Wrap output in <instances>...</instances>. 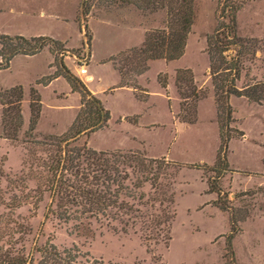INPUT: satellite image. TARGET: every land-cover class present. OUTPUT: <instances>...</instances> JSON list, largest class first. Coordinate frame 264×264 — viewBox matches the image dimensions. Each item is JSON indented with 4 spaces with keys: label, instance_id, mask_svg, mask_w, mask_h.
<instances>
[{
    "label": "rangeland",
    "instance_id": "1",
    "mask_svg": "<svg viewBox=\"0 0 264 264\" xmlns=\"http://www.w3.org/2000/svg\"><path fill=\"white\" fill-rule=\"evenodd\" d=\"M126 2L0 0L1 35L52 39L40 53L16 55L0 70V264H264V186H253L264 182V102L229 99L232 120L223 121L222 133L232 137L226 153L230 171L217 182L226 196L218 200L206 187L217 176L210 169L220 145L206 39L228 23L231 12L222 13L223 0H194L195 18L179 66L189 69L195 86L207 92L195 103L182 101L176 87L166 97L156 81L159 73L172 72L164 62L152 63L138 85V68L133 69L138 62L127 54L133 49L117 53L136 41L139 32L127 34L123 24L136 23L132 12L137 10L148 33L163 29L167 15L146 6L140 11ZM232 3L237 7L236 37L252 42L250 54L242 60L248 71L237 85L264 84V0L228 4ZM6 52L7 48L2 53ZM108 58L122 70L124 83L138 88L136 98L145 101L144 88L148 90L146 103L117 88L118 75L105 62ZM79 66H88V73L78 75ZM52 74L83 77L110 114L107 126L58 144L60 137L68 138L79 96L70 92L64 78L50 87H37ZM17 87L22 88L21 120L5 104L15 101L5 91ZM112 87L113 93L108 90ZM181 87L188 94L186 82ZM32 89L41 100L39 114L33 102L34 121ZM179 116H195L196 121L181 123ZM64 148L82 172L87 163L78 159L76 149L115 156L110 164L119 171L115 178L121 179L109 189L119 196L112 198L114 204L105 213L74 200L77 190L61 195L57 160ZM68 176L76 186L80 177ZM226 203L228 212L218 208Z\"/></svg>",
    "mask_w": 264,
    "mask_h": 264
},
{
    "label": "trees",
    "instance_id": "2",
    "mask_svg": "<svg viewBox=\"0 0 264 264\" xmlns=\"http://www.w3.org/2000/svg\"><path fill=\"white\" fill-rule=\"evenodd\" d=\"M125 1H127L126 3L129 5L135 6L140 11H143V6H146L145 8H147V10H165L167 15V20L163 29L152 30L146 33L142 46L127 52V54L132 53L134 55L133 59L138 62L134 64L133 68L134 70L138 68V71H136L137 75L142 74L148 69L147 65L149 61L164 60L165 62H170L178 60L183 56L187 36L191 32V27L195 18L194 0ZM230 2H232V0H223V7L221 10L222 13H225L226 11L231 12L228 16V18L230 17L228 23L220 24L214 33L206 39V52L209 59V78L213 88L214 100L218 111V123L220 127L219 150L215 163L210 169V171L216 173L217 176L212 180V182L207 181V188L209 193H215L217 195L218 200L220 195L226 196V194L222 193L221 189L217 185V182L224 176L225 173L230 171L228 168L229 166L226 153L228 150V143L232 137L230 134L224 135L222 133L223 121L229 124L232 120L233 111L230 106L229 99L231 97H244L253 103L259 104L264 102L263 83H244L240 87L237 85V83L241 81L242 73L244 72L246 75L248 71L242 60L243 58L245 59L246 55L250 54L249 50H251L252 42L236 37L235 11L237 10V7H235L233 3L232 5H229L228 3ZM150 6L152 7L149 8ZM15 41L21 42L23 45H10ZM51 41L52 39L48 37H34L28 40L21 36L10 37L0 34V58L2 59L0 62V70L7 69L9 67V62L14 56H33L44 47L45 42ZM23 46H26V48ZM5 48H7V52L4 54L2 52ZM230 52H234L235 54L230 55ZM118 73L120 76L119 87H133L136 90L138 89L137 87L129 86L127 83H124L121 69L118 70ZM63 78L68 83L71 91L80 96V106L77 115L68 130V138L66 139L65 136V138L61 139L60 137L58 144H63L69 140L77 139L81 135L88 136L93 134L107 126L110 119V114L104 108L101 101L87 89L82 81L72 77L70 74H66ZM157 80L162 88H166L167 76L165 74L159 75ZM183 82H186L188 94L182 93L181 85ZM174 84L182 101L186 102V100L191 99L193 102L197 103L207 96L205 89H199L195 86L192 72L189 69L176 70ZM21 89V87H17L5 91V96L15 98L14 102L10 99L5 104L11 108V110L16 112V119L18 120H21L19 110L22 98ZM30 93L31 97H33L31 101V112L32 120L34 121L33 102L37 105L39 114L41 100L34 89H32ZM139 100L143 101L142 99ZM181 105L184 106L185 104L181 103ZM183 112L184 109L181 108V113ZM194 115H196L195 112ZM178 119L181 123L186 124H194L196 121L195 116L191 119L179 116ZM132 123L136 124L134 120ZM33 124L35 123L33 122ZM239 135L243 136L241 132H239ZM76 150L78 159L82 157L86 161L87 169L85 172H82L78 168H75L72 164V159L67 155L68 152H66V149H62L61 158L57 160V164H61V181H57L58 184H61V195L63 194L62 196L65 197L64 195L68 196L70 190L75 192L77 190L78 195L75 197L73 195L74 200L78 198L85 206L97 209L99 212H104L113 206L114 201L112 198H117L119 196L118 192L112 193L109 189L112 184L118 183L116 179H121L119 175L118 178H115V175L118 174L119 171L110 164V160L115 159V156L106 153H96L95 151L88 150L86 148ZM153 164H156V162ZM203 167L207 168L205 165H203ZM73 169H75V172ZM68 173H71L73 176L77 175L80 177L76 186L72 182V179L68 176ZM89 176L91 177L93 183H89ZM81 182L85 186H92L94 189L80 186L79 184ZM229 206L230 205L226 203L224 206H218V208L224 212H228L230 209Z\"/></svg>",
    "mask_w": 264,
    "mask_h": 264
},
{
    "label": "crops",
    "instance_id": "3",
    "mask_svg": "<svg viewBox=\"0 0 264 264\" xmlns=\"http://www.w3.org/2000/svg\"><path fill=\"white\" fill-rule=\"evenodd\" d=\"M136 11V12H135ZM135 11H133L132 12V14L134 15V16H136V18L138 19V21L135 23V22H133V23H131L130 25H128L127 23H129V21H125V23L123 24V28H124V32H127V34H131V32L132 31H137V32H139V37H138V39L136 40V41H134V42H131V43H129V44H127V46H125V47H123L121 50H119V52L117 53V54H120V53H125L126 51H128L129 49H136V48H140L141 46H142V44H143V41H144V37H145V34H146V32L148 31V29H145V27L144 26H142V25H140V20H139V12L137 11V10H135ZM41 14H44V12L43 11H41ZM131 14V13H130ZM137 28V29H136ZM156 29V28H155ZM39 37H42V36H39ZM30 38H34V37H30ZM189 38H190V36H189ZM189 38L187 39V44H188V42H189ZM187 44H186V48H185V52H184V54H183V56L180 58V59H178V60H175V61H170V62H165L164 60H153V61H149L148 62V69L145 71V72H143L142 74H140V75H137V77H136V80H137V82H138V85L139 84H141L140 82H142L143 83V81H144V74L149 70V66L152 64V63H155V62H164L166 65H169L170 66V69L172 70V72H170V74H167V79H168V81H167V86H166V88H162L161 86H160V84L158 83V80H157V77H158V75L159 74H161V73H159L157 76H156V81H157V83H158V85H159V87H160V89H162L164 92H165V94H166V97L168 98L169 97V91H171V87H174L175 88V84H174V76H175V71L176 70H178V69H182L179 65H180V61L183 59V57H184V55H185V53H186V49H187ZM40 53V52H39ZM38 54V53H37ZM116 54V55H117ZM36 55V54H35ZM34 56V55H33ZM15 57V56H14ZM112 57V56H111ZM110 57V58H111ZM12 60V59H11ZM105 62H110L111 64H112V66H113V68H114V70L117 72V75H118V84H117V88H119V89H124V90H128V91H130V92H132V94H133V97H134V99L136 100V101H138V102H142V103H146L147 101H148V98H149V93H148V90L146 89V88H144L145 90H146V96H145V101H141V100H139V99H137L136 98V95H135V89L134 88H131V87H119V85H120V76H119V73H118V71H117V69L115 68V63H114V60L112 59V60H109V58H108V60L107 61H105ZM184 69V68H183ZM87 73H88V66H87ZM164 74H166V73H164ZM52 79L51 80H49V81H47V83H45V84H41V83H39V84H37V81L38 80H41V78L40 79H38L37 81H36V84H37V87H50V86H52L53 85V83L55 82V81H57V80H59V79H63V77H61V76H53V74L52 75H49ZM48 76V77H49ZM44 77V76H43ZM80 80L84 83V85L87 87V89H88V84L83 80V77H80ZM69 86V85H68ZM69 89H70V87H69ZM89 90V89H88ZM108 90H110L112 93H113V91L115 90V87H112V88H110V89H108ZM70 92L71 93H73L72 91H71V89H70ZM39 93V92H38ZM54 94L56 95L55 97L56 98H61V97H57V95H59V94H61V93H59V94H57L56 93V91H54ZM75 94H77V93H75ZM62 95V94H61ZM78 95V94H77ZM79 96V95H78ZM79 106H80V96H79ZM79 106H78V108H79ZM75 115H76V113H75ZM75 117V116H74ZM138 118V117H137ZM40 119H41V113H40V118H39V120H38V124H39V122H40ZM74 119V118H73ZM126 119V118H125ZM137 124V123H136ZM136 124H134V125H136ZM223 179H221L220 180V182H219V185L221 184V181H222ZM222 182H224V181H222ZM253 186H261V187H263L264 186V182H258V181H256V184H253ZM206 187H207V184H206ZM207 189V188H206ZM244 191H246V190H244ZM243 191V192H244ZM208 195H214L213 193H207ZM234 194V193H233ZM235 196V195H234ZM210 200H213V199H210ZM210 200H208L207 201V203H209V202H212V201H210ZM207 203H206V205H207ZM220 213H222V214H224L223 212H221V211H219ZM264 213V212H263ZM263 218H264V216H263ZM245 223V222H244ZM243 224V223H242Z\"/></svg>",
    "mask_w": 264,
    "mask_h": 264
},
{
    "label": "built area",
    "instance_id": "4",
    "mask_svg": "<svg viewBox=\"0 0 264 264\" xmlns=\"http://www.w3.org/2000/svg\"><path fill=\"white\" fill-rule=\"evenodd\" d=\"M77 73L80 76L86 75L87 74V67L86 66H79Z\"/></svg>",
    "mask_w": 264,
    "mask_h": 264
}]
</instances>
